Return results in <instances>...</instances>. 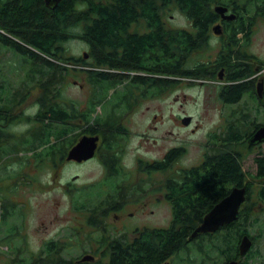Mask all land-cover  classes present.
Wrapping results in <instances>:
<instances>
[{
    "label": "rangeland",
    "instance_id": "rangeland-1",
    "mask_svg": "<svg viewBox=\"0 0 264 264\" xmlns=\"http://www.w3.org/2000/svg\"><path fill=\"white\" fill-rule=\"evenodd\" d=\"M253 12L255 13V10ZM254 15L257 18L253 27V34L250 35L248 40H245L244 44L252 56L264 59V18L260 15ZM164 19H166V22H164L166 27L177 29L178 27L185 26L188 28L190 26V22L185 15L173 6ZM82 39L77 38L69 43V48H71L74 57L82 54ZM211 43L210 51L204 53V57L200 56L198 58V54H194L190 59V63L188 60L187 66L192 67L198 59L204 60L207 56H210L209 54H212L213 47L217 41H211ZM244 58L242 56V61ZM39 65L40 63L35 65L29 58L24 59L19 53L8 49V46L0 44V113L3 108L8 106L12 112L21 109L23 114H33L40 110L39 99L41 97H46L45 99L49 103V99L53 95L54 105L61 103L67 110L70 109L69 106L73 107L74 112L72 109L70 111L76 114V120L74 119L69 133L64 136L55 137L54 135L50 137L51 142H57V145L56 148L49 150V154L42 152L51 143L39 147L33 146L32 143H25L26 141L23 140L26 139L32 142L39 140L40 136L38 137L37 134L40 133L42 127L36 121L26 123L24 120H17L15 122V129L17 131L24 130V132L29 129L30 134L28 135H22V133L18 132L14 138L0 136V264H18V258L22 256L26 257L27 264L30 261L32 263L35 259H37L36 264H42L46 254L36 253L39 250L40 241L42 242L51 236H55L57 232L58 234L65 232L66 229L62 226L65 223V216L70 220L72 216L78 214L72 208V199L86 197L87 194L90 199L105 197V194L101 191L103 189L102 185H63L69 181L76 182L79 185L83 181L94 183L104 173L99 159H95L90 163L87 162L81 166L75 163H68L67 165L63 162L61 163L64 160L62 156L72 143L78 141L77 137L81 132L79 126L92 125V122L98 117H100V120L107 119L108 116L117 118L125 116L129 112V107L119 106L118 93L115 96L113 92L116 87L109 86L106 93L98 96L93 104H90L89 100L85 99L88 91L91 90L93 92L91 88H94L92 86L94 84L91 81V76L89 77L87 73L81 72L83 70L80 68L79 61L66 62L65 65L69 68L62 70L60 73L62 77L57 82H54V76H51L52 69L40 79L39 74L43 75L44 73L37 71ZM39 79H47V85H40ZM173 79L176 82L167 85L164 92L155 91L154 94L150 95L149 102L144 101L141 107L134 109L138 110L136 111L137 113L135 112L132 115L133 112H131L128 115L126 123L131 128V136L125 142L130 145L128 146L129 153L132 151L142 157H157L169 144L185 145L188 148V152L183 157L182 162L184 160V164L192 163L196 166L203 159V151H206V147L202 144L207 143L208 131L214 130L219 135L222 130L229 129V125L232 122L241 127L243 126V128L244 125L248 124L247 121L253 123L252 117L255 115L254 109L257 108V103L253 99L251 92L245 95L241 103H232L227 106V104L218 100L214 86L209 85L212 82L208 80V76L201 78L180 73L179 77H174ZM92 80H94V77ZM201 81L205 82L203 83L206 84L205 87L199 85ZM100 82L97 79L96 84H101ZM81 83H84L83 87L79 85ZM207 87L211 92L205 94ZM15 89L23 92L26 89L31 90L26 102L23 99H19V90L16 91V94L13 93ZM57 96V99H60L58 100L59 102L55 100ZM63 100H68L69 103L63 104ZM147 105L150 106L148 109L146 108ZM107 108L108 111H112L110 115H108ZM184 114H190L193 120H196L195 123L200 125L199 129L194 133L191 132L190 128L178 126V124L181 125L179 119ZM143 117L144 120L142 122ZM60 125H62V122L58 121H53L50 124L54 128L53 131ZM14 127L8 126L12 130H14ZM194 127L196 126L194 125ZM142 132L143 136L140 135ZM220 143L221 141L215 143L214 152L215 149H219ZM234 144L235 148L242 151L244 158L255 153V148L251 149L245 143L238 142ZM52 158L53 162L57 160L53 163L54 165L51 164ZM249 160L250 158H247L244 164L245 169L248 167ZM163 176L164 174L158 171L156 180ZM147 182L146 180L145 183ZM158 183L160 182H156V184ZM148 184L144 187H153V185ZM121 188L128 190L130 187L122 185ZM132 192L130 190V193ZM133 193L135 196L138 195L136 191ZM5 194L13 197L16 202L5 201ZM162 194L160 191L155 194L150 192L144 196L140 195V197H143V200L150 199L147 210L154 209L155 211V214L151 215L152 223L170 225L172 210H170L171 207L168 201L163 200ZM161 200L162 202L159 205H155ZM258 205L257 209L260 210L256 211V215L260 216L259 220L262 223L256 220L250 226V230L256 236L254 251L259 253L256 257L253 256L257 261L254 264H264V205L263 203ZM83 213H87V210L80 212V214ZM256 215L253 214L251 217ZM12 223V227L14 225L19 227L20 223H22V226H20L24 236L22 242L27 248L23 247L20 252L16 251L15 243L8 241L11 237L10 233H7V227ZM89 247L87 243L85 248L89 250L91 248ZM195 249L191 247L190 252L186 249L181 251L174 257L175 264H200L203 261L202 259L205 258L204 253ZM62 253L67 258L71 257V259L79 253L82 254L76 248H71V250ZM216 254L218 256L217 251L214 252L211 260L208 261L206 259L208 264H220L222 262L219 257L217 258V263H213L212 260L216 257ZM60 255L62 256V254ZM51 264H54V262Z\"/></svg>",
    "mask_w": 264,
    "mask_h": 264
},
{
    "label": "trees",
    "instance_id": "trees-1",
    "mask_svg": "<svg viewBox=\"0 0 264 264\" xmlns=\"http://www.w3.org/2000/svg\"><path fill=\"white\" fill-rule=\"evenodd\" d=\"M216 3L225 6L234 3L237 7L242 6L241 18L231 21L237 23L242 21L241 29L242 32L245 31V35L242 36L244 40H248L253 32L257 18L254 14L264 17L262 12H252L254 6H264V0H61L55 6H47L45 0H0V44L8 46V49L19 53L24 59L29 58L35 65L40 63L37 71L44 73L39 74L40 79L52 69L51 76H54V82L62 77L60 74L62 70L69 68L65 65L66 62H76L69 43L77 38H85L89 41L90 46L94 48L93 57L98 55L99 60L103 59L112 67L129 66L127 57L119 60L115 58V49L118 46L125 47L129 58H137L140 53L147 50L149 71H154L153 69L159 68L161 54L170 56L166 57L167 66L173 65L175 61L171 58L172 55L180 54L187 58L196 47L197 39L207 37V29L221 20L219 13L214 9ZM172 6L178 8L189 22L197 25L196 32H188L180 27L177 29L166 27L164 17H167ZM134 22L147 24L148 31L142 35L135 33L140 28L131 32V24ZM97 47L107 49L100 52ZM248 72L250 71L243 73L242 79ZM40 79V85H47V79ZM250 89L248 81L243 80L242 86L240 83L231 84L230 91L223 93L222 97L232 104L243 99ZM45 98L39 99V111L32 116L24 117L36 121L42 127L37 134L38 137L40 136L39 140L37 139V142L23 140L26 141L25 143L39 147L51 143L42 152L49 154V150L56 148L57 145V142H51L50 137L63 135V131L62 125L53 131L48 119L59 122L76 117L72 106H69L73 111L69 115L67 108L61 103L54 105L52 115L49 116L50 104ZM10 122L14 120H8V123ZM247 123L244 125L245 131H250L253 123L249 121ZM6 128L7 130H4L0 127V136L14 138L15 135L9 131L8 126ZM244 128L232 122L229 129L222 130L219 135L216 134V142L221 141V146L215 149L211 157L204 159L196 168L186 170L187 174L182 183L166 185L165 197L172 204V221L169 227L163 229L160 237L150 236L148 249H143L145 246L142 245L135 249V252H131L127 246H119L111 253L107 264H161L164 260H171L184 249L190 252L191 247L204 253L205 258L200 264H208L207 260H211L216 251L218 256L216 254L213 258V263H217L219 257L222 260L220 264H225V261L231 258L239 259V264L256 263L255 257L259 253L254 251V245L245 255L239 253L237 246L244 233L249 236L252 234L250 226L256 220L260 222V216L256 215V211L260 210L257 206L260 203L264 205V185L256 186L249 179L246 181L248 199L243 206L241 205L242 207H239L240 211L234 222L225 224L214 233H202L210 238L204 236L199 243L195 237V240L189 239V234L203 220L205 213L223 199L235 185L244 183L242 182L246 178L243 169L244 156L234 144L245 142ZM252 169L255 171L249 172L252 178L258 179L264 175V155L259 154V157H255ZM5 195L6 199L10 198L9 195ZM253 214L256 216L251 217ZM48 258L50 260L46 261L44 258L42 264L64 263L55 261L52 255L51 257L48 255ZM18 260V264H27L25 256L19 257ZM35 260L37 262V259ZM36 262L33 260L29 264Z\"/></svg>",
    "mask_w": 264,
    "mask_h": 264
},
{
    "label": "flooded vegetation",
    "instance_id": "flooded-vegetation-1",
    "mask_svg": "<svg viewBox=\"0 0 264 264\" xmlns=\"http://www.w3.org/2000/svg\"><path fill=\"white\" fill-rule=\"evenodd\" d=\"M226 7H228L227 13L235 12V18H241L242 6L237 7L234 3H231V5ZM253 10H255L256 13H264V6H254L252 12ZM260 16L263 17L262 15ZM231 20L232 19L226 20L221 17V20L211 25V27L207 29V37L201 40L197 39L196 47L191 51V54H189L187 58L182 57L180 54L178 56L172 55L171 58L175 61L173 65L167 66L165 64L166 57L170 56L161 54V56H159L161 58L159 68L158 70L153 69L154 71H149V55L147 54V50L140 53L137 58H129L125 47L118 46L115 49V58L119 60L127 57L129 66L126 68L120 66L112 67L110 64L104 62L103 59L99 60L97 58L98 55L94 58L92 53L94 48L90 46L91 44L89 41L85 40V38L82 39V54L77 55L74 60L79 61L80 68L83 70L81 72L87 73L89 77L91 76V81L94 84L92 85L94 88H91L93 89V92L91 90L88 91L85 99H88L89 103L93 104L98 96L106 93L109 86L116 87L113 92L115 93V96L118 93L117 98H119V106L122 105L129 107V112L125 116L117 118L108 116L107 119L100 120V117H98L92 122V125H86L84 127L79 126L81 132L77 137L78 141L74 143L71 142V146L67 148L65 153H63L62 157L64 160H62L61 163L63 162L67 165L68 163H75L81 166L87 162L90 163L95 159H99V162L103 167L102 169H104V173L101 174V176H103L97 178L94 183L83 181L79 185L76 182L69 181L63 185H102L103 189L101 191H103L105 197L95 199H90L89 197L73 198L72 208H74L78 214L72 216L70 220L65 216V223L62 226L65 227L66 231L62 232V234H58L57 232L55 236H51L45 241H40L38 245L39 250L36 251V253L39 252L41 254H46V261L50 260L48 255H50V257L52 255V258L56 259H54L55 261H63V264H107L110 261L111 253H113L117 247L127 246L128 250L131 252H135V249L140 248L142 245L145 246L143 249H148L150 236H154V238L160 237L163 229L167 226L169 227V225L165 224L156 225L152 223L151 215L153 216L155 211L154 209L147 210L150 199L143 200V197L141 198L140 195L144 196L150 192L155 194L160 191L163 193V200H167L172 209L171 202L165 197L167 193L166 187L182 183L187 174L186 170L196 168V166L202 163L204 159L213 155V149L216 146V133L214 130L208 131L207 143L202 144L206 147V151H203L202 161L195 166L192 163L184 164V160L182 162L183 157H185L188 152V148L185 145L169 144L167 147L164 146L165 149L162 150L157 157H142L140 154L132 151L129 153L128 146L130 145H127L125 140H129V137L131 136V128L127 125L126 119L131 112H133L132 115H134L135 112L138 111L134 109L141 107L144 101L149 102L151 98L150 95L154 94L155 91L159 90L164 92L167 85L176 82L173 78L179 77L182 72H188L187 74H191V76L195 75L201 78H206L208 76V80H211L212 82L209 85L214 86L218 100L227 104V106L231 105V103L224 100L222 94L230 91L231 84L240 83L242 86L243 80L248 81L251 89L250 91H247V93L251 92L253 99H255L257 103V108L254 109L255 115L252 117L253 125H251V129H249L250 131H245V127L243 130V136L244 143L251 149L255 148V153L247 155V157L243 159V169L246 172V178L242 182H244V186H248V182L246 181L249 179V181L253 182L256 186L264 185V175L256 179L252 178L249 173L255 172L252 169L255 157H259V154L264 155V140L255 143L251 141L254 132L264 125V59L252 56V54L246 49L244 44L246 41L242 39V36L245 35V31L242 32L241 29L242 21L237 23V21L232 22ZM217 23H220V26L214 30L213 28ZM196 26L197 25L190 22L188 28L185 26L180 28H183L188 32H196ZM139 28V31H134ZM131 29V32L140 35L148 31L147 24H137L135 22L131 24ZM252 34L253 32L250 35ZM211 41H217L216 45L213 47L212 54H209L210 56H207L204 60L198 59L192 67H188V60L190 63V59L194 54H198V58H200V56L204 57V53L210 51L209 48L212 44ZM105 49L107 48L101 47L98 48V51L102 52V50ZM243 54L246 56L242 61ZM70 69L72 70V68ZM247 71L250 72H248V74L242 79L243 73ZM93 77L94 80H92ZM97 79L101 81V84H96ZM75 83H77V81H75ZM203 83L205 82L201 81L199 85L205 87L206 84ZM83 84L84 83H81L79 85L83 87ZM259 87L262 89L260 91L262 92V95L257 91ZM18 90L19 89H15L13 93L16 94V91ZM18 92L19 99H23V101L26 102L31 90L29 91V89H26L25 92L19 90ZM209 92L211 91H209L207 87V92L205 94H208ZM247 93H245V95ZM58 96L55 98L57 102L60 100L57 99ZM244 97L243 99L241 98L232 103L239 104V102L241 103L242 100H244ZM63 102V104L67 102L69 103L68 100H63ZM49 104V109L51 110L49 116H51L52 111L54 110L53 95L49 99ZM149 107L150 106L147 105L146 108L148 109ZM70 110L71 109L67 110V114L69 115L72 113ZM110 112L112 111L109 110L108 115H110ZM186 115H189L192 118L190 114L181 115L179 119L181 125L178 124V126L190 128L191 132L194 133L199 129L200 125L195 123L196 120H193V118L190 119L191 121L188 124H186L182 120ZM21 116L28 117L32 116V114H23L21 109L12 112L11 109L6 106L0 113V120H2V122H0V127L7 130L6 126L11 125V127H14V122L17 120H28L19 118ZM74 119L76 120V118H67L64 121H59L62 122L63 136L69 133L72 129ZM156 119L155 116V120ZM8 120H14V122L8 123ZM48 120L51 123L54 121L53 119ZM143 120L144 117L142 122ZM32 121L34 120L30 119L26 121V123H32ZM194 125L196 127H194ZM15 128L16 126L14 127V130L9 129L14 135L18 134V132L22 133V135L30 134L29 129L24 132V130L17 131ZM140 135L143 136V132L140 133ZM82 136L98 137L93 157L90 159H82L81 161H78L75 158H67L70 148L77 144ZM247 158H250V160L248 161L247 169H245L244 164L247 161ZM55 162H53L52 158L51 164L54 165L53 163ZM158 171L164 174V176L160 178L161 180H156ZM146 180L148 181L147 183H145ZM158 181L160 183L156 184ZM146 184L153 185V187L147 186L145 188L144 186ZM122 185L130 188H128V190H123L121 188ZM130 190L138 192V195H136L137 197L133 192V194L130 193ZM8 200L16 202L13 197L5 199V201ZM161 202L162 200L155 205H159ZM245 202L243 203L245 204ZM83 210H87V213L80 214ZM66 215L70 216L69 214ZM21 224L22 223H20L19 227L15 225L12 227V223L7 227V233H10L11 237L8 241L10 243H15V249L17 252L22 251L23 247L25 249L27 248L22 242L24 236L20 229V226H22ZM204 236H206L207 239L210 238V236L200 233L195 239L199 243ZM250 237L253 240V244H251V246H253L256 244V236L250 234ZM87 243L92 249L90 247L89 250L85 248ZM71 248L79 249L82 254L79 253L72 259L71 257L67 258L62 252L71 250ZM60 254H62V256ZM86 254H93L94 259L82 260ZM174 259L175 258H172L171 260L168 259L170 264H175ZM34 262H36V260H34Z\"/></svg>",
    "mask_w": 264,
    "mask_h": 264
},
{
    "label": "water",
    "instance_id": "water-1",
    "mask_svg": "<svg viewBox=\"0 0 264 264\" xmlns=\"http://www.w3.org/2000/svg\"><path fill=\"white\" fill-rule=\"evenodd\" d=\"M60 1L61 0H45V3L47 6H55ZM214 9L219 13L220 17L225 18L226 20L236 17L235 12L227 13L228 7L224 4L216 3ZM219 26L220 23H217L213 29L216 30ZM261 90V87L257 90L260 95H262V92H260ZM190 119L192 118L189 115L182 118L186 124L191 121ZM97 139L98 137L96 136H82L80 141L70 148L67 158H75L78 161L92 158L95 153V147L97 146ZM261 140H264V125L259 127L251 137V141L254 143ZM246 193V186L235 185V187L232 188V190H230V192L226 194L223 199L211 207L209 212L205 213L203 220H201L198 226L189 234V239L198 237L200 233L215 232L218 229L220 230L225 224L234 222V220L238 217V213L240 211L239 207L246 201ZM251 244H253L252 238L248 234H243L238 244L239 253L241 255L247 254L252 247ZM92 258L94 259L93 254H86L82 260ZM162 264H170V262L169 260H164L162 261ZM225 264H239V259H228Z\"/></svg>",
    "mask_w": 264,
    "mask_h": 264
}]
</instances>
